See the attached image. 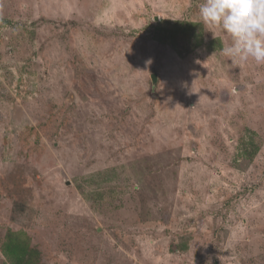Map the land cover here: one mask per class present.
<instances>
[{
    "label": "rangeland",
    "instance_id": "374dc122",
    "mask_svg": "<svg viewBox=\"0 0 264 264\" xmlns=\"http://www.w3.org/2000/svg\"><path fill=\"white\" fill-rule=\"evenodd\" d=\"M203 2L0 0V264H264V63Z\"/></svg>",
    "mask_w": 264,
    "mask_h": 264
},
{
    "label": "clouds",
    "instance_id": "9594fccd",
    "mask_svg": "<svg viewBox=\"0 0 264 264\" xmlns=\"http://www.w3.org/2000/svg\"><path fill=\"white\" fill-rule=\"evenodd\" d=\"M199 16L209 28L230 35V45L222 50L225 56L264 63V0H204Z\"/></svg>",
    "mask_w": 264,
    "mask_h": 264
},
{
    "label": "trees",
    "instance_id": "16d2710c",
    "mask_svg": "<svg viewBox=\"0 0 264 264\" xmlns=\"http://www.w3.org/2000/svg\"><path fill=\"white\" fill-rule=\"evenodd\" d=\"M17 248H19V247H17ZM20 253H21V259H22L26 253V246L22 245V249H20ZM34 256H35L34 253L31 254L26 260H23V262L25 264H35V262L33 261Z\"/></svg>",
    "mask_w": 264,
    "mask_h": 264
}]
</instances>
